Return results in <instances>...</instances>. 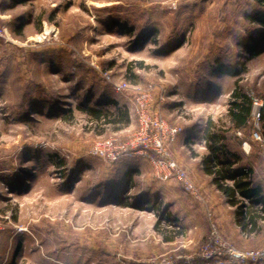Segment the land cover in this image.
<instances>
[{"label":"rangeland","instance_id":"rangeland-1","mask_svg":"<svg viewBox=\"0 0 264 264\" xmlns=\"http://www.w3.org/2000/svg\"><path fill=\"white\" fill-rule=\"evenodd\" d=\"M260 10L257 0H0V264H192L214 229L240 251L264 247V221L243 234L234 207L191 175L207 174L211 120L264 194V124L255 118L264 27L247 16ZM256 41L261 51L250 54ZM224 67L253 97L243 129L227 119L235 77ZM140 92L181 128L168 149L196 197L155 179L143 158L87 153L96 140L132 138ZM79 104L126 109L128 122L93 123Z\"/></svg>","mask_w":264,"mask_h":264},{"label":"trees","instance_id":"trees-1","mask_svg":"<svg viewBox=\"0 0 264 264\" xmlns=\"http://www.w3.org/2000/svg\"><path fill=\"white\" fill-rule=\"evenodd\" d=\"M257 1L264 5V0ZM247 16L251 21L264 27V10H260L259 14H248ZM259 39L264 41V37ZM257 46H259L258 41L253 42L252 45H246L245 49L250 54H257L261 51ZM220 70L222 73L235 77L234 88L228 101L227 119L231 127L243 129L251 117L253 97L241 88L239 78L236 77L237 71L225 67ZM78 108L85 112L93 123H116V118L120 122H128L126 109L115 108L113 111L82 104H79ZM258 121L264 124V104L259 108ZM203 138L207 148L206 154L201 157L204 171L211 174L212 183L225 196L226 202L234 207L239 227L243 230H256L260 227V221H264V194H262L260 185L252 180L251 167L240 164L239 154L230 150L226 144L224 131L211 120L206 123ZM57 161L60 163L62 159ZM131 171L132 168L126 170L127 174H124L123 185L125 186L128 182L130 184ZM115 197L113 201L119 202V197Z\"/></svg>","mask_w":264,"mask_h":264},{"label":"built area","instance_id":"built-area-1","mask_svg":"<svg viewBox=\"0 0 264 264\" xmlns=\"http://www.w3.org/2000/svg\"><path fill=\"white\" fill-rule=\"evenodd\" d=\"M5 29H3L4 31ZM0 30V35H1ZM118 89L126 83L116 85ZM146 92H140L135 99V117L137 131L128 141L116 142L112 138L94 141L87 153L103 161L113 162L121 157L143 158L151 166L153 176L158 181L175 180L192 197L198 195L188 174L177 164L168 149V143L181 131L179 126H169L153 107ZM258 122V111L255 112ZM254 136L258 137L257 131ZM213 240L200 250L198 261L192 264H261L264 263V247L240 251L223 241L214 229ZM158 264H172L171 260L162 259Z\"/></svg>","mask_w":264,"mask_h":264},{"label":"crops","instance_id":"crops-1","mask_svg":"<svg viewBox=\"0 0 264 264\" xmlns=\"http://www.w3.org/2000/svg\"><path fill=\"white\" fill-rule=\"evenodd\" d=\"M173 147V149L174 150H176V148H177V145H176V143L172 146ZM178 158V157H177ZM179 159V158H178ZM192 175V177H193V179H195V181L200 185H198L197 183V185L199 186V188L201 189L202 188V191H205L208 195L209 194H211L210 192H212V190H215V191H217V192H219L220 193V195H221V199H223V197H224V199H225V196L215 187V185L212 183V180H211V178H212V176H211V174H191ZM199 175H201L202 177H203V182L202 183H200V180H199V177L197 178V176H199ZM132 176V175H131ZM117 193H119V190L117 191ZM115 202V201H114ZM225 202H226V200H225ZM227 203V202H226ZM238 228H239V230L243 233V234H245V235H248V234H252V233H254L255 232V230H252V231H249V230H243V229H241L239 226H238Z\"/></svg>","mask_w":264,"mask_h":264}]
</instances>
